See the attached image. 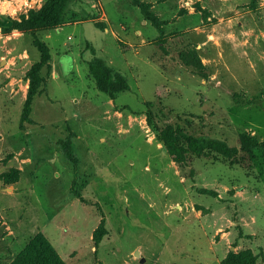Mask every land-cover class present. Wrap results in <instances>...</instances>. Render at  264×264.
I'll list each match as a JSON object with an SVG mask.
<instances>
[{
    "label": "rangeland",
    "instance_id": "374dc122",
    "mask_svg": "<svg viewBox=\"0 0 264 264\" xmlns=\"http://www.w3.org/2000/svg\"><path fill=\"white\" fill-rule=\"evenodd\" d=\"M44 1L0 0V264H13L38 234L64 264L264 257L260 153L246 169L219 157L181 168L146 120L148 112L158 127L188 120L191 133L234 147L241 133L264 141V0H138L158 29L133 0H69L60 25L37 34L49 68L34 124L21 125L39 54L12 22ZM92 53L128 91L111 100L96 89ZM69 133L75 171L57 144ZM101 222L106 235L95 247Z\"/></svg>",
    "mask_w": 264,
    "mask_h": 264
},
{
    "label": "trees",
    "instance_id": "16d2710c",
    "mask_svg": "<svg viewBox=\"0 0 264 264\" xmlns=\"http://www.w3.org/2000/svg\"><path fill=\"white\" fill-rule=\"evenodd\" d=\"M69 0H45L42 7L31 13L20 22H12V27L28 34L32 39V44L39 54V60L34 63L28 71V89L24 101L20 124H34L30 119L33 99L40 95L41 87L45 80L40 75L43 68H49L50 49L37 37V34L57 28L61 21L66 4ZM132 4L137 6L144 19L149 20L158 29L157 19L154 14L148 12L146 6L138 0H133ZM0 18H2L0 16ZM3 23L0 20V25ZM93 58L88 63V73L94 80L96 89L114 100L119 93L128 91L129 87L126 79L120 73L113 70L103 60L98 57ZM203 78L207 76L202 75ZM235 103L251 104L252 99L244 100L237 94L233 95ZM150 108L151 103H146ZM147 124L155 133L159 143L166 150L169 157L181 168L192 162V158L219 157L229 162L230 165L239 167H250V163L256 159L255 151L260 153V159L264 167V141H258L247 134H238L237 147L230 146L224 140L209 137L203 134H194L189 130L190 121L184 120V127L177 124H166L158 127L152 119V114L148 112L146 116ZM74 134L69 135L57 142L66 160L72 164L74 171L78 165V159L73 153L72 140ZM72 192H76L72 190ZM79 196L78 193H75ZM106 235V229L101 222L93 233V243L95 247ZM264 262L262 251L253 254L250 251L228 255L220 261V264H257L259 260ZM13 264H64L52 245L47 239L38 234L33 237L24 251L14 260Z\"/></svg>",
    "mask_w": 264,
    "mask_h": 264
},
{
    "label": "water",
    "instance_id": "95a60500",
    "mask_svg": "<svg viewBox=\"0 0 264 264\" xmlns=\"http://www.w3.org/2000/svg\"><path fill=\"white\" fill-rule=\"evenodd\" d=\"M134 255H135L136 257H139L140 253H139L138 251H136V252L134 253ZM139 262H140L141 264H143V263L145 262V260H144L143 258H141V259L139 260Z\"/></svg>",
    "mask_w": 264,
    "mask_h": 264
}]
</instances>
